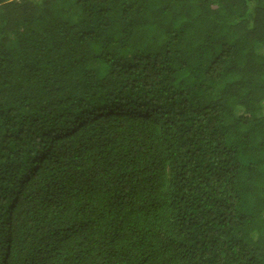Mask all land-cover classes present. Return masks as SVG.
<instances>
[{
    "label": "trees",
    "instance_id": "16d2710c",
    "mask_svg": "<svg viewBox=\"0 0 264 264\" xmlns=\"http://www.w3.org/2000/svg\"><path fill=\"white\" fill-rule=\"evenodd\" d=\"M0 264H264V0H0Z\"/></svg>",
    "mask_w": 264,
    "mask_h": 264
}]
</instances>
